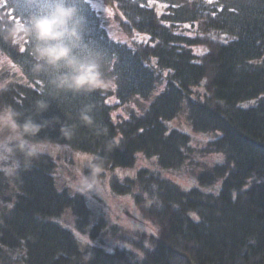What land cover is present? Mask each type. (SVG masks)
<instances>
[{
    "label": "trees",
    "instance_id": "trees-1",
    "mask_svg": "<svg viewBox=\"0 0 264 264\" xmlns=\"http://www.w3.org/2000/svg\"><path fill=\"white\" fill-rule=\"evenodd\" d=\"M100 1L129 38H111L84 0L89 38L105 53L114 86L50 97L29 72L30 42L0 41V60L27 79L1 85L0 103L26 112L36 99H48L37 122L59 117L77 131L65 140L57 124L38 138L104 157L99 176L126 168L125 176H112V188L133 197L153 231L123 233L116 224L103 230L111 251L99 242L81 247L55 217L71 207L92 237L105 221L93 222L83 194L57 187L56 162L40 152L26 170H0V264H264V0ZM8 3L0 0V13ZM8 76L3 71L0 83ZM86 104L93 106V126L76 119ZM182 116L212 137L194 147L190 135L169 126ZM97 126L106 134L97 135ZM208 154L222 160L209 164ZM177 171L197 184L182 187L167 174Z\"/></svg>",
    "mask_w": 264,
    "mask_h": 264
},
{
    "label": "clouds",
    "instance_id": "clouds-1",
    "mask_svg": "<svg viewBox=\"0 0 264 264\" xmlns=\"http://www.w3.org/2000/svg\"><path fill=\"white\" fill-rule=\"evenodd\" d=\"M5 7L9 11L0 13V41L30 42L27 66L34 78L43 81L48 96L91 94L114 86L116 77L104 71L105 53L89 38L84 0H9ZM49 107L50 101L45 98L36 99L26 112L0 103V164L7 162L14 171L30 168L41 146L51 142L38 138L45 128L59 124L65 140L76 134L78 125L61 122L59 117L37 122L35 117ZM92 111L93 106L86 104L76 119L93 126ZM95 130L97 135L107 132L100 126ZM104 164V157H90L85 165L87 172H76V190L85 195L100 191L98 176Z\"/></svg>",
    "mask_w": 264,
    "mask_h": 264
},
{
    "label": "rangeland",
    "instance_id": "rangeland-1",
    "mask_svg": "<svg viewBox=\"0 0 264 264\" xmlns=\"http://www.w3.org/2000/svg\"><path fill=\"white\" fill-rule=\"evenodd\" d=\"M91 3V6L97 10L103 20V25L106 28L108 34L111 38L129 42V38L120 30L118 20L115 17V11L111 9L110 6L102 3L100 0H88ZM113 15V16H112ZM115 17V18H114ZM126 36V38H125ZM146 36L145 34L139 35V38L142 39ZM147 37V36H146ZM0 60V70L9 71L8 78L0 83V86L7 84L10 81H19L26 82L27 79L22 72L21 68L8 61L5 57ZM0 75L2 76V72ZM1 79V78H0ZM144 106V104H142ZM116 117V114H114ZM181 122L179 119L170 120L169 126L176 127L181 131L190 135L193 141L194 147L198 148L203 145V143L212 137L210 134L197 133L189 119L186 123V116H182ZM40 152L49 154L52 156L56 162V167L54 171L55 181L57 187L60 189H68L70 194L79 192L76 190V172L77 170H82L86 172L85 165L89 161L90 157L93 156L90 152H85L78 150L66 143L60 142H50L45 143L41 146ZM204 160L213 164L222 160L221 154H208ZM142 157L138 159V166L142 164ZM12 169L10 164L5 162L0 164V170H9ZM127 169L123 167H114L106 170L101 176L98 177L100 181V191L94 192L89 195H84L86 204L88 205L91 215L94 218L93 222L101 219L105 221L104 228L98 231L97 234L92 237L87 231V229H82L76 224L75 216L72 212L71 207L66 208L59 217H55V220L59 222L65 228L71 230L81 247H85L90 242L102 243V245L108 250L113 249L112 243L108 242L110 238H106L104 229L109 231L113 225H120L123 229V233L127 231H153V228L148 224L143 218L135 204V201L132 196L127 194H118L115 193L112 185L111 178L113 175L125 176L127 174ZM173 178L178 184L184 188H190L197 184L192 177L191 173L186 171L184 172H175L167 173ZM220 181L213 187L218 188ZM112 238V236H110ZM103 241V242H102Z\"/></svg>",
    "mask_w": 264,
    "mask_h": 264
},
{
    "label": "snow or ice",
    "instance_id": "snow-or-ice-1",
    "mask_svg": "<svg viewBox=\"0 0 264 264\" xmlns=\"http://www.w3.org/2000/svg\"><path fill=\"white\" fill-rule=\"evenodd\" d=\"M21 51H23V49H21Z\"/></svg>",
    "mask_w": 264,
    "mask_h": 264
}]
</instances>
